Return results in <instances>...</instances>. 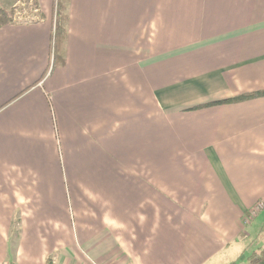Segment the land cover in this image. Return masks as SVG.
<instances>
[{"label": "crops", "instance_id": "obj_1", "mask_svg": "<svg viewBox=\"0 0 264 264\" xmlns=\"http://www.w3.org/2000/svg\"><path fill=\"white\" fill-rule=\"evenodd\" d=\"M38 2L0 27V264H244L264 96L194 107L264 88V0H68L58 59Z\"/></svg>", "mask_w": 264, "mask_h": 264}, {"label": "trees", "instance_id": "obj_2", "mask_svg": "<svg viewBox=\"0 0 264 264\" xmlns=\"http://www.w3.org/2000/svg\"><path fill=\"white\" fill-rule=\"evenodd\" d=\"M26 1H28L29 7L32 9L30 10L29 8H27L28 12L26 13H21L23 12L24 8L19 9L18 5L15 4L9 8L0 6V27L10 23L38 21L42 19L43 13L41 11L38 0H26ZM67 5H68V0H58L56 3L55 25L52 34L53 36L52 56L54 57V59L64 57V51L66 46L65 37L67 33V29H66ZM18 12H20L19 15ZM261 96H264V88L253 91H247L217 101L207 102L198 105L194 108H202L217 103H234L241 100L257 98ZM18 219L20 222V218ZM11 233H12L11 237L13 238V241L18 242L21 233V228L17 227V223L15 222L13 223V229ZM8 264H15V263L10 262ZM49 264H51V262H49ZM244 264H264V242L262 245L258 247V249L254 250L247 257V261Z\"/></svg>", "mask_w": 264, "mask_h": 264}, {"label": "rangeland", "instance_id": "obj_3", "mask_svg": "<svg viewBox=\"0 0 264 264\" xmlns=\"http://www.w3.org/2000/svg\"><path fill=\"white\" fill-rule=\"evenodd\" d=\"M57 1L58 0H56V3H57ZM18 5V7H19V9L20 8H24V7H26V8H29L30 10H32L30 7H29V3H28V1H26V0H0V6H2V7H7V8H9V7H11L12 5ZM69 206H70V208H71V210L73 209V206L71 205V204H69ZM262 211H264V209L262 210ZM263 216H264V213L262 212V214L260 215V217L257 219V221L258 222H264V220H263ZM109 220H113V221H115V218L114 217H111V218H109ZM13 222H15V223H17V227H20V222H19V219H18V216L16 217V218H13ZM254 229H256V227H254ZM249 231H250V233L252 234V232H251V230L249 229ZM257 236H255V238H256ZM258 240L259 239H255L254 241L255 242H258ZM261 242H262V239H261ZM13 246H15V247H17L18 246V242L16 243V244H13Z\"/></svg>", "mask_w": 264, "mask_h": 264}, {"label": "built area", "instance_id": "obj_4", "mask_svg": "<svg viewBox=\"0 0 264 264\" xmlns=\"http://www.w3.org/2000/svg\"><path fill=\"white\" fill-rule=\"evenodd\" d=\"M261 206H264V201L259 202L258 205L256 206V209L260 208ZM256 209L253 212H256Z\"/></svg>", "mask_w": 264, "mask_h": 264}]
</instances>
